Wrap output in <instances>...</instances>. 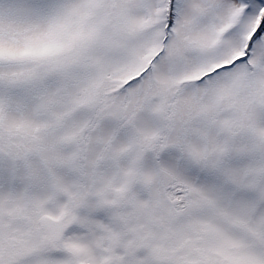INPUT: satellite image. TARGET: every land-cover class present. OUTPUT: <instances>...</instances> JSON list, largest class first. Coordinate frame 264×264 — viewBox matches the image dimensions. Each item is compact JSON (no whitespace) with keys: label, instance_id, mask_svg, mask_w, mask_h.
Masks as SVG:
<instances>
[{"label":"snow or ice","instance_id":"1","mask_svg":"<svg viewBox=\"0 0 264 264\" xmlns=\"http://www.w3.org/2000/svg\"><path fill=\"white\" fill-rule=\"evenodd\" d=\"M0 264H264V0H0Z\"/></svg>","mask_w":264,"mask_h":264}]
</instances>
